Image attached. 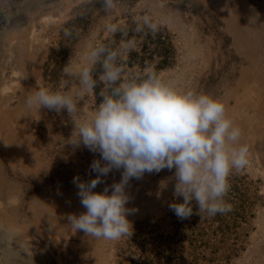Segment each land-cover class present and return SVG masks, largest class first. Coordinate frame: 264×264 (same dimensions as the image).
<instances>
[{
    "label": "rangeland",
    "instance_id": "374dc122",
    "mask_svg": "<svg viewBox=\"0 0 264 264\" xmlns=\"http://www.w3.org/2000/svg\"><path fill=\"white\" fill-rule=\"evenodd\" d=\"M114 2L106 12L101 0H0V264H264V0ZM145 15L158 24L154 35L135 31ZM126 39L137 45L124 57L126 75L151 67L164 82L225 104L249 165L229 177L225 215L199 214L193 202L191 217L179 219L169 208L182 201L173 195L175 169L131 179L132 235L106 241L67 220L86 211L73 177L95 178L99 153L68 143L66 110L36 111L25 100L40 87L76 92L64 68L78 72L90 46ZM101 102L87 91L75 119ZM122 171L93 191L119 182Z\"/></svg>",
    "mask_w": 264,
    "mask_h": 264
},
{
    "label": "clouds",
    "instance_id": "9594fccd",
    "mask_svg": "<svg viewBox=\"0 0 264 264\" xmlns=\"http://www.w3.org/2000/svg\"><path fill=\"white\" fill-rule=\"evenodd\" d=\"M101 2L106 12L116 7L114 0ZM145 29L153 35L159 30L148 15L137 23L135 31ZM108 30L118 31L114 26ZM136 46L135 39L122 40L118 48L103 42L92 45L78 72L68 67L63 70L66 77H75L80 86L76 92L40 87L25 100L26 107L36 111L46 108L59 114L66 110L74 122L68 143L99 153L100 158L90 165L95 178L81 181L73 177L86 211L67 216L75 232L95 239L118 241L132 235L127 216L135 209L126 207L130 200L126 187L133 178L175 169L173 195L182 201L169 208L179 219L191 217L193 202L199 214L225 215L232 211L225 201L231 187L229 177L249 165V147L240 144L242 131L218 98L179 89L164 82L151 67L126 75L124 57ZM97 73L98 79L94 78ZM98 83L105 88L102 102L91 115L75 119L81 116L86 92ZM114 169L123 170L120 181L105 185L102 192L93 191Z\"/></svg>",
    "mask_w": 264,
    "mask_h": 264
},
{
    "label": "trees",
    "instance_id": "16d2710c",
    "mask_svg": "<svg viewBox=\"0 0 264 264\" xmlns=\"http://www.w3.org/2000/svg\"><path fill=\"white\" fill-rule=\"evenodd\" d=\"M130 57H129V61L132 59ZM133 57H135V56H133ZM102 92H105V88L102 87V84L101 83H98L97 84V87L94 89V93H95V96H96V100L102 99V97H101V93Z\"/></svg>",
    "mask_w": 264,
    "mask_h": 264
}]
</instances>
